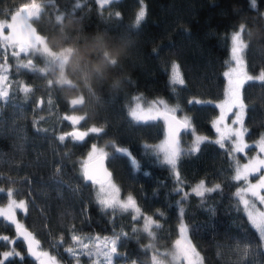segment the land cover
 I'll list each match as a JSON object with an SVG mask.
<instances>
[{
	"label": "trees",
	"instance_id": "1",
	"mask_svg": "<svg viewBox=\"0 0 264 264\" xmlns=\"http://www.w3.org/2000/svg\"><path fill=\"white\" fill-rule=\"evenodd\" d=\"M28 3L41 10L30 20L35 32L49 49L63 51L67 58L59 81L55 67L42 72L19 68L0 46V75L8 76L9 89L8 100L0 101V204L9 199V189L15 190L12 199L27 202V212L17 217L40 241L39 249L63 264H89L88 257L77 260L65 251L73 247L79 252L73 235L104 238L123 233L113 264H173L168 252L183 221L203 264H264L262 241L236 194L243 181L233 180L237 160L228 155L229 145L222 149L205 141L197 153L182 155L178 185L172 169L150 148L163 137L162 122H133L127 115L134 96L163 98L190 118L194 132L214 138L211 120L218 110L213 104L223 97L229 34L242 27L244 68L254 78L242 89L249 106L245 141L259 137L264 131V82L255 78L264 72V0H257L255 10L249 0H142L146 17L139 27L135 17L141 0H114L103 6L96 0H0V19ZM33 59L31 65L41 61L37 55ZM173 62L180 66L184 85L170 83ZM23 85L33 89L27 98L19 90ZM192 100L203 103L189 104ZM71 114L87 118L73 128L65 119ZM93 127L103 132L80 142L70 136L59 140L71 129ZM91 144L107 151L110 179L120 194L132 195L141 216H152L160 225L153 226L151 234L142 231L141 221H134L129 211L97 204L93 183L82 177ZM117 148L129 149L139 169ZM202 179L206 187H221L203 198L190 195L175 203L180 199L178 186L191 192ZM2 236L16 243L0 240V260L10 245L24 258L14 255L5 264H35L25 256L11 223L0 219Z\"/></svg>",
	"mask_w": 264,
	"mask_h": 264
},
{
	"label": "snow or ice",
	"instance_id": "2",
	"mask_svg": "<svg viewBox=\"0 0 264 264\" xmlns=\"http://www.w3.org/2000/svg\"><path fill=\"white\" fill-rule=\"evenodd\" d=\"M97 4L103 6L107 5L114 0H96ZM142 4V0H141ZM249 5L252 10H255L257 5V0H249ZM79 7V5H77ZM40 9L37 7L36 11L34 12H25L24 10L21 11L19 21L23 24H27L28 21L34 20L38 15H40ZM117 17L120 16V13L116 14ZM146 17V7H140L138 14L135 17V26L139 27L141 23L145 20ZM16 25L15 24H5L0 25V33H4L5 30L14 31ZM243 31L242 29L240 30ZM6 38V37H5ZM239 36H233L232 38V58L235 60L238 68L243 66V59L242 54L246 49L245 45L239 44ZM0 46L5 48L10 47L9 44L3 43L0 41ZM14 49L15 46H12ZM28 52L27 46H21L19 50H14L12 52L13 56H19L22 53L26 54ZM5 63H7L5 61ZM19 68L29 70L30 66L20 65ZM4 73L8 72V68L2 69ZM236 69H230L229 71L224 73V76L228 78V88L226 89L225 96L226 101L220 105H215V107L220 108V115L219 117L213 121L212 126L215 128L216 132L219 134V139L215 141L216 144L220 146V148L225 147L226 141H232L231 150L228 152V155L235 159L236 154H245L246 150L253 147L245 143V135L249 133V129L244 127L245 117H246V110L249 108L248 105L245 104L244 99L242 98V89L243 87L253 81V77L247 76L246 74L242 79H233V73ZM255 79L259 80L260 82H264V72L256 77ZM8 81L7 75H0V101H7L9 98V89L6 85ZM170 83L172 85H184L185 80L181 74L179 64L173 62L171 66V78ZM21 92L24 93L25 97L27 98L28 94L33 91L27 85H23L19 88ZM138 101L142 99V97L136 98ZM202 101L192 100L189 101V104H202ZM153 107L156 105H162L165 109L166 113L172 114L170 116V123H169V130L168 136L165 143L159 146V150L163 152V161L162 163L165 165L170 166L172 169L176 183L178 185H182V181L180 178V173L177 170L178 161L182 155L185 154V150L180 147V139L179 137L184 133H187L189 130H192L194 135V140L191 146V149L187 154H194L197 153L201 147V145L207 140L206 137H202L199 135H195L193 126L189 120V118L185 117L182 120L177 119L175 113L177 111L176 108H169L168 105L163 100L153 101ZM42 102L37 105V107H41ZM235 109L234 116L235 119L232 120V125H238L239 127H233L227 124H224V121L228 118L229 113H233ZM130 117L137 121V122H148L152 121L153 119L158 120L161 118V114L157 113L156 115H152L151 113H143V108L141 107L140 103H136L135 108L130 113ZM87 117L83 119L76 120L72 117L66 116L65 119L71 121L72 125H77L80 121L85 120ZM223 125V127H221ZM103 132V129L99 128H90L87 132H79L73 131L66 135H61L59 140L64 142L68 136L71 137L73 141H84L85 138L92 134H100ZM259 149V153L264 154V136L261 137L260 141L256 145ZM116 151L127 156L130 160L132 166L136 169H139L140 165L137 159L133 156L131 151L124 150L117 148ZM147 151V148H146ZM98 150L95 145L92 146L91 151L88 154V158L92 159L93 157L97 156ZM107 155V154H104ZM83 169V179L85 182L91 181L94 184L100 185V198L99 204L104 209H116L120 208L123 210L131 209L133 210L136 215L133 216V220H138L141 216V210L137 206L136 200L133 198L132 195H129L125 201H121L119 199V189L111 183L110 180L102 181L98 178L97 174L94 171H91L88 167V162L85 161L82 164ZM264 171V158H261L259 155L248 159V162L243 164L242 166L237 161L236 167V174L233 177L235 181H245L249 180L250 176L256 175ZM107 176V173L105 174ZM145 176L151 175L150 172L145 171ZM57 184L61 182L59 180L56 181ZM221 185L216 184L215 187H206L205 180H200L195 187L191 189V192L185 191L183 186H178L175 190V194L180 195V199L177 200L175 203L177 205L182 204L185 200L188 199L190 195H194L199 198H203L206 193H212L220 189ZM3 189H0L2 192ZM15 190L9 189L8 190V197H9V204L6 210H0V215H3L6 220L10 221L12 224H15L16 229V239L22 238L23 241L27 245V252L29 256L33 257L38 264H58V261L55 256L50 255L47 251H38L37 249L40 247V241H38L32 232L28 231L27 228L24 227L23 224L18 223L15 216V209L23 210L25 213L27 212L28 204L25 200H20L17 203L12 196L14 195ZM244 193L250 194V197L255 199L259 202L260 205H264V174H261L259 180L255 184H248V187L245 189H239L237 191V195L241 198V203L245 207V211L247 212L248 220L250 221L252 227L259 233V237L261 241H264V211H260L256 208L255 204H251L249 199L244 198ZM181 215L184 213V209L181 207L179 209ZM143 220H145L144 228L145 231H148L155 226V228H159V224H153L151 221L154 220L153 217L144 216ZM179 233L180 239L177 240V244L180 245L181 243L185 245L184 251L178 254V260L182 262L186 261V264H203V258L200 256V253L197 251L196 246L193 245L192 241L188 237V228L187 226L181 222L179 225ZM125 234L120 233L115 235L114 237H104L101 239L99 236L96 237H81L77 235H73L71 237L72 241L79 246V252L73 247H69L65 249V251L75 257L77 260L79 259L80 255L92 257L93 255L97 257H102L103 260H97L96 264H113L114 257H118L120 253H118V243L121 238ZM0 240L7 241L11 244H15L16 240H10L8 236L0 237ZM87 240L88 243L84 241ZM19 256L22 260L24 257L20 253H14L12 251L4 252L3 256L4 259L0 260V264H5L9 258L13 256Z\"/></svg>",
	"mask_w": 264,
	"mask_h": 264
},
{
	"label": "rangeland",
	"instance_id": "3",
	"mask_svg": "<svg viewBox=\"0 0 264 264\" xmlns=\"http://www.w3.org/2000/svg\"><path fill=\"white\" fill-rule=\"evenodd\" d=\"M36 9H37V6H36L35 3H28V4H25V5H22L17 11L12 13L8 18L0 19V25H5V24H15L16 25L14 31H9L8 32L7 30H5L4 33H0V41L10 45V47H7V48H5L3 46H1V47H2V49H4V51L7 50V51H9L12 54V52L14 50L18 51L19 48L22 45L23 46H27L28 47V52L26 54L22 53L19 56H14V58L16 59V63L19 66L20 65L30 66L29 69L38 70L40 72L46 71V70H50L53 67H55L57 69L58 75H60L61 72H62V66H63L67 56L63 53V51H52L51 49H49L47 47L46 43H45L44 38L35 32V30L32 27L30 21H28L27 24H23V23H21L19 21V17H20V14H21L22 10H24L25 12H34V11H36ZM240 28L242 29V27H240ZM233 36H239L238 43L244 45V42H243L242 37H241L240 29H236L235 31H233V32H231L229 34V54H228L227 63H226L223 75H224L225 72L229 71L230 69H236V71L233 73V77H232L235 80V79H242L245 74L247 76H249V75L245 71L244 63H243V66L241 68H238L235 60H233V58H232L231 48H232V38H233ZM12 46H15L16 49H14ZM1 51L4 52L3 50H1ZM33 55H35V56L37 55L38 57H40L41 61L40 62H35L33 65H31V62L32 63L34 62ZM242 59H243V54H242ZM61 79L62 78H61V75H60L59 81H61ZM224 79H225V86H224L223 97L219 101L215 102L213 105H220V104L224 103L226 101V99H227L226 96H225V92H226V89L228 88V78L224 76ZM137 97H140V96H134L132 98V100L130 101V103H128V105H127V115L133 122H137V121L133 120L130 117V113L133 110V108H135L136 103H140L141 107L143 108V113H151L152 115H156L157 113L162 114L163 112H166L162 105H156V107H153V105H152L153 101H158V100L165 101L163 98H153V99H149V100L140 99L138 101L136 99ZM76 102H78V100H76ZM165 103H166V101H165ZM167 105H168L169 108H175V106H172V105H169V104H167ZM216 108L218 110V113L211 120V126H212L213 121L216 120L219 117V115H220V108L219 107H216ZM234 112H235V109L233 110V113H229V116L224 121V124H227V125H230V126H233V127H239L238 125H232V120L235 119ZM175 115H176V117L178 119H181V120L183 118H185V117L189 118L184 113H180L178 111V109H177ZM68 116L72 117L73 119H76V120H80L81 119V116H79L77 114H71V115H68ZM189 120H190V118H189ZM67 121L71 123V121H69V120H67ZM156 121H160V123H161L162 119L161 118L158 119V120L153 119L152 121H148V122H156ZM72 127L75 128L76 125L75 126L72 125ZM221 127H223V125H221ZM212 129H213V131L215 133V137L212 138V139H209V138H207L204 135L197 134L196 132H195V135L206 137L207 138L206 141H212V142L215 143V141L217 139H219V134L216 132V130H215V128L213 126H212ZM88 130L89 129L80 130V132H87ZM262 136H264V131H262L259 134V137L255 138L254 140H252L250 142H246L245 141V143H247L249 145H252L253 147H251L248 150H246L245 154H236L235 159L239 162V164L241 166L243 164L247 163L248 159H251V158L256 157L258 155L261 158H264V154L259 153V149H258V147H256V145L258 144V142L260 141ZM179 139H180V147L183 150H185V153H188L189 150L191 149V146H192V143H193V140H194V135H193L192 130H189L187 133H184L183 135H181L179 137ZM164 143H165L164 139H163V137H161L160 140H158L156 143H154V144H152L150 146V148H151L152 152L155 154L157 160L159 162H161V163L163 161V152L159 150V146L163 145ZM226 144L229 145V150H231L232 141H230V140L226 141L225 145ZM93 145L94 144H91L89 146V148L87 149V151L85 152V155H84V158H83L84 161L90 160L88 158V154L91 151ZM96 148L98 150L97 156L98 155H103L105 157L107 156V155H104V154H107V151L103 147L96 146ZM248 151H250V152H248ZM95 157H93V158H95ZM240 159H242V160H240ZM235 174H236V172H235ZM261 174H264V171H262L259 174L250 176L249 180L247 182L242 180L243 181V186L241 188H239V189L247 188L248 184H255L259 180V177H260ZM109 180L111 181L112 184L115 185V183L111 179H109ZM92 190H93L95 201L100 206V204H99L100 185L93 183ZM262 194H264V193H262ZM243 195H244L245 199H249L250 200L251 204H255L256 208L258 210L264 211V205H260L258 201H256L255 199L251 198L250 194L244 193ZM127 197L128 196H122L120 194V192H119V199L121 201H125L127 199ZM238 198L241 201L240 196H238ZM15 201L17 203H19V201H17V200H15ZM8 204H9V199H7L6 203L0 204V210H6L7 207H8ZM100 208H102V207L100 206ZM102 209H104V208H102ZM116 209L120 210V211H129L132 216L136 215V213L133 210H131V209H128V210H123V209H120V208H116ZM243 210H244V212H245V214L247 216V212L245 211L244 205H243ZM18 212H22L23 213L24 211L20 210V209H15L16 220H17L18 223H21L18 220V217H17V213ZM143 217L144 216H140L139 217V220L141 221L140 222V228L142 229V231H144V232H146L148 234H151L152 233V229H150L148 231H145L144 224H145L146 221L143 220ZM148 217H150V216H148ZM247 218H248V216H247ZM0 219L11 223L10 221L6 220L3 215H0ZM151 222L153 224H155L154 220H152ZM11 225H12L13 229H15V224L11 223ZM101 239H103V238H101ZM178 239H180V235H178L177 239L173 242V244H172V246H171V248H170V250L168 252L169 256H170V260H171V262L173 264H178V263L179 264H186V261L182 262L181 260H178V258H177L178 254L181 253L182 251H184L182 243L180 245L177 244V240ZM262 245H263V248H264V241H262ZM39 250L42 251L41 249H39ZM9 251L17 253L16 250L12 246L9 245V248L2 252V259H4L3 253L4 252H9ZM86 257H88V256H86ZM87 259H88L87 263H89V264H96L98 259L101 260V261L103 260L102 257H97L95 255H93L92 257H88ZM57 261H58V264H63L58 259H57ZM35 264H38V261H36Z\"/></svg>",
	"mask_w": 264,
	"mask_h": 264
},
{
	"label": "water",
	"instance_id": "4",
	"mask_svg": "<svg viewBox=\"0 0 264 264\" xmlns=\"http://www.w3.org/2000/svg\"><path fill=\"white\" fill-rule=\"evenodd\" d=\"M172 114L170 113H166V112H163L161 114V119H162V125H163V139H164V142L166 141L167 139V136H168V130H169V123H170V116ZM178 119V118H177ZM73 131H78L77 129H71L69 133L73 132ZM120 149H124V150H127L125 148H120ZM117 152V151H116ZM118 153V152H117ZM121 154V153H119ZM88 162V167L91 171H94L98 178L101 179L102 181H107L111 178V173L110 171L108 170L107 168V165H106V158L105 156L103 155H98L96 156L95 158H92L90 160L87 161ZM107 173V176L105 175ZM82 177H83V169H82ZM84 180V179H83ZM85 182V181H84ZM86 183H89V184H92L91 181H88ZM28 231H30L28 229ZM14 233L16 235V229H14ZM21 242H22V246H23V249H24V253H25V256L30 260V261H36L33 257L29 256L28 252H27V245L26 243L23 241L22 238L19 239ZM183 247L185 248V245H183ZM38 251L39 248L37 249Z\"/></svg>",
	"mask_w": 264,
	"mask_h": 264
},
{
	"label": "clouds",
	"instance_id": "5",
	"mask_svg": "<svg viewBox=\"0 0 264 264\" xmlns=\"http://www.w3.org/2000/svg\"><path fill=\"white\" fill-rule=\"evenodd\" d=\"M105 55H106V57L108 56L107 53ZM110 62L114 63L115 61H114V59H112V60H110Z\"/></svg>",
	"mask_w": 264,
	"mask_h": 264
},
{
	"label": "flooded vegetation",
	"instance_id": "6",
	"mask_svg": "<svg viewBox=\"0 0 264 264\" xmlns=\"http://www.w3.org/2000/svg\"><path fill=\"white\" fill-rule=\"evenodd\" d=\"M182 246H183V244H182ZM184 248V247H183Z\"/></svg>",
	"mask_w": 264,
	"mask_h": 264
}]
</instances>
